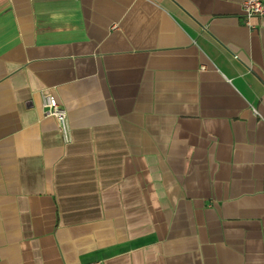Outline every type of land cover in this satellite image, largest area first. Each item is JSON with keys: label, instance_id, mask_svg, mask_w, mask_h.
I'll use <instances>...</instances> for the list:
<instances>
[{"label": "crops", "instance_id": "0c3cea01", "mask_svg": "<svg viewBox=\"0 0 264 264\" xmlns=\"http://www.w3.org/2000/svg\"><path fill=\"white\" fill-rule=\"evenodd\" d=\"M242 1L0 0V264H264Z\"/></svg>", "mask_w": 264, "mask_h": 264}, {"label": "built area", "instance_id": "2783aa9c", "mask_svg": "<svg viewBox=\"0 0 264 264\" xmlns=\"http://www.w3.org/2000/svg\"><path fill=\"white\" fill-rule=\"evenodd\" d=\"M241 8L244 16L264 15V0H243ZM42 108L45 115L53 117L58 125V129L65 141L69 140V122L67 111L62 104L58 102L51 92H43L41 94ZM86 264H103L102 261H91Z\"/></svg>", "mask_w": 264, "mask_h": 264}]
</instances>
